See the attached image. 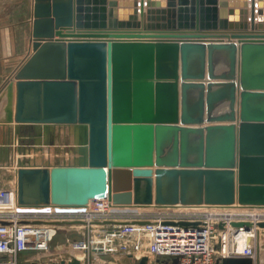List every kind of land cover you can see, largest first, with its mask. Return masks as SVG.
I'll list each match as a JSON object with an SVG mask.
<instances>
[{"label": "water", "instance_id": "obj_1", "mask_svg": "<svg viewBox=\"0 0 264 264\" xmlns=\"http://www.w3.org/2000/svg\"><path fill=\"white\" fill-rule=\"evenodd\" d=\"M7 88L0 122L75 142L70 163L19 164V206H264V0H34Z\"/></svg>", "mask_w": 264, "mask_h": 264}, {"label": "built area", "instance_id": "obj_2", "mask_svg": "<svg viewBox=\"0 0 264 264\" xmlns=\"http://www.w3.org/2000/svg\"><path fill=\"white\" fill-rule=\"evenodd\" d=\"M11 193L17 196V187L0 191V199ZM45 206L52 209L40 206L34 211H19L16 216H0V220L9 221L0 222V264H20V255L26 250L49 251L60 226L50 221L75 220L86 221L79 223L86 231L82 237L68 239V244L83 253L82 263L90 262L93 253L122 254L137 263L147 255L148 264H175L176 257V264H216L218 257L256 258L258 223L264 221V206L239 203L153 205L134 211L102 197L87 206ZM110 219L129 222L93 223ZM182 221L190 224L181 225ZM233 222L251 225L235 226Z\"/></svg>", "mask_w": 264, "mask_h": 264}, {"label": "crops", "instance_id": "obj_3", "mask_svg": "<svg viewBox=\"0 0 264 264\" xmlns=\"http://www.w3.org/2000/svg\"><path fill=\"white\" fill-rule=\"evenodd\" d=\"M33 9L34 0H0V120L6 115L4 108L6 99L5 88L11 80L15 70L32 51ZM2 95H4V98L1 97ZM6 128V126L0 123V136H4L3 134ZM62 132H65V130H62ZM65 134H69L67 129ZM1 141L2 140H0V142ZM2 143L4 144V142ZM0 148L4 147L0 146ZM4 155V149H0V161ZM74 157L75 154L72 152L69 156V160L65 163H70L73 161ZM46 163H50V161L45 160L42 164L38 165H45ZM51 163L56 164V162L53 161H51ZM59 164L64 163L59 162ZM144 209L145 208L142 207H133L134 211ZM82 226L83 225L79 223L60 224L58 232L51 243V249L46 252L26 250L20 255V264H50L62 260L69 261L70 258L76 254L68 244V239L82 237L86 231L85 227ZM262 229L264 230V228ZM262 233H264V231ZM80 254L83 255L82 252ZM262 255L264 256V243L263 250L260 248V251L258 250L257 253L259 264H264ZM126 258L128 264H135L136 261L132 257L122 254L111 257L110 255H102L99 253H93L91 255V261H86L82 264H111L110 262H122V260ZM112 259H114V261Z\"/></svg>", "mask_w": 264, "mask_h": 264}, {"label": "rangeland", "instance_id": "obj_4", "mask_svg": "<svg viewBox=\"0 0 264 264\" xmlns=\"http://www.w3.org/2000/svg\"><path fill=\"white\" fill-rule=\"evenodd\" d=\"M8 89L7 91L5 90V93L8 92ZM0 123L7 127L6 131H4V136H0V140H2L0 146L4 147L0 149H4L5 151V155L0 161V191L12 190L17 187V169L21 162L27 164H42V162L48 160L50 163L51 161L56 162V164H59V162L65 163L69 160L70 154L72 152L74 153V139L70 135V132L69 134H65V127L55 125L45 126L41 124H37L38 126H20L15 122ZM62 130H65V132H62ZM38 207L40 206L20 207L18 203L10 204L7 207H0V216L12 217L16 216L19 211H34L38 210ZM41 207L42 209H52L50 206H45L46 208H43L44 206ZM92 227L97 228L98 226ZM263 231L261 228L258 235L257 253L258 250L260 251V248L263 250ZM75 253L81 252L75 251ZM112 260L114 261V259ZM110 263L128 264L127 258L123 259L122 262L115 261ZM135 264L137 263L135 262Z\"/></svg>", "mask_w": 264, "mask_h": 264}, {"label": "bare ground", "instance_id": "obj_5", "mask_svg": "<svg viewBox=\"0 0 264 264\" xmlns=\"http://www.w3.org/2000/svg\"><path fill=\"white\" fill-rule=\"evenodd\" d=\"M6 91H7V89H6ZM39 125V124H38ZM42 125V124H41ZM6 196V194H4V197L2 198V199H0V207H7L8 205H10V204H15V203H17V196H16V194L15 193H11V194H9V197L8 198H6L5 197ZM15 209V208H14ZM76 255H77V257L79 258V259H82V257H83V255L82 254H80V253H75Z\"/></svg>", "mask_w": 264, "mask_h": 264}]
</instances>
